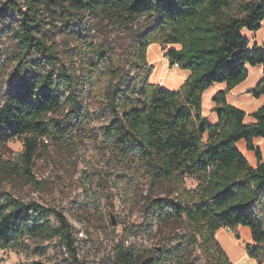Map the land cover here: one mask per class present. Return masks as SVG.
Segmentation results:
<instances>
[{"label":"trees","instance_id":"1","mask_svg":"<svg viewBox=\"0 0 264 264\" xmlns=\"http://www.w3.org/2000/svg\"><path fill=\"white\" fill-rule=\"evenodd\" d=\"M62 8L74 13L98 11L121 14L131 23L144 17L155 25L132 36L128 49L115 42L97 47L78 44L84 72L58 66L56 46L36 35V0L23 11L18 0H5L0 24L9 13H19L16 33L21 47L17 67L20 79L0 107V144L18 139L23 144L17 170L37 184L33 173L41 140L67 139L82 128L87 116L78 94L84 83L88 93L105 103L109 122L102 127L110 151L108 162L123 179L145 172L153 190L171 185V197L148 199L143 208L145 223L178 222L187 226L177 233L172 249L149 256L131 246L119 245L112 264H193L189 250L197 248L205 264H233L217 240L221 229L247 227L252 243L247 255L264 264V158L254 145L264 139V106L251 114L228 102V94L249 77L250 67H263V77L251 91L264 95V49L250 42L243 32H258L264 23V0H64ZM170 47L171 67L190 73L181 88L168 90L151 83L154 67L148 62L151 45ZM31 68L33 75L27 76ZM217 84L227 88L212 98L215 124L203 112V96ZM64 119L55 116L64 107ZM244 140L256 153L252 167L238 148ZM13 166V165H12ZM2 166L0 165V170ZM189 179L198 182L195 189ZM239 239V235H236ZM59 240L73 264L78 258L74 227L65 213L38 201H24L0 191V247L28 252L33 246ZM33 264H45L34 262Z\"/></svg>","mask_w":264,"mask_h":264},{"label":"rangeland","instance_id":"2","mask_svg":"<svg viewBox=\"0 0 264 264\" xmlns=\"http://www.w3.org/2000/svg\"><path fill=\"white\" fill-rule=\"evenodd\" d=\"M18 1L21 9L26 11L29 7L28 0ZM36 1V35L48 45L56 46L60 57L58 66H65L78 74L84 72L78 44L84 43L88 46V43L92 42L97 47H109L115 42H120L128 49L132 36L155 25V21L148 17L131 23L124 20L121 14L98 11L95 14L74 13V28L71 29L73 18L64 12L62 6H67L64 0ZM4 3L5 0H0V8ZM19 25L18 12L9 13L6 20L0 24V107L5 104L20 79L17 67L22 50L16 36ZM248 33L249 31L245 30L243 35L247 37ZM257 35L260 38H253L251 45L264 47V24ZM169 48L158 44L150 47L147 58L149 64L154 67L151 83L164 84L167 89L176 91L181 77L177 79L169 76V73L174 75L169 72L171 70L180 73L177 68L173 69L166 62V51ZM26 74L30 76L34 72L29 68ZM255 74L251 73L246 86H256L259 79ZM78 94L87 116L86 122L80 130L73 132L65 140H41L33 168L37 184L27 181L17 170V156L23 150L22 142L15 139L0 144V191L9 192L24 201H38L62 210L74 227L81 264H112L114 251L121 244L131 246L149 256H153L157 250L163 253L172 249L175 245V235H186V224L156 223L152 230H148L143 212L148 199L171 197V185L165 183L160 189L153 190L145 172L123 179L111 169L108 162L110 151L102 133V127L110 120L104 110L105 103L88 93L86 83L80 87ZM63 100V109L55 115L60 119H64L69 111L67 95L63 94ZM244 106L240 107L244 111H256L259 108V105L252 103ZM203 109L209 116V105L205 98ZM209 121L215 124L216 115L210 116ZM240 148L250 163L257 160L256 153L249 151L244 141ZM261 150L264 154V146ZM187 185L190 189H195L198 182L189 179ZM236 235L240 238L237 239ZM217 240L231 262L237 264L247 255L242 245L249 244L248 241L252 243V236L249 228L242 227L233 234L219 230ZM26 241L33 246L28 252L0 247V264H73L59 240L41 244L43 253L38 249V240ZM189 260L193 264H205L197 248L189 250ZM165 264L177 263L174 259H167Z\"/></svg>","mask_w":264,"mask_h":264},{"label":"crops","instance_id":"3","mask_svg":"<svg viewBox=\"0 0 264 264\" xmlns=\"http://www.w3.org/2000/svg\"><path fill=\"white\" fill-rule=\"evenodd\" d=\"M264 24V23H263ZM260 31V30H259ZM258 31V32H259ZM258 32H250L249 31V33L247 34V37H245L249 42H250V49H253L256 45L254 44V45H251V40L254 38V39H258V38H260L257 34H258ZM151 46H153V45H151ZM150 46V47H151ZM258 46V45H257ZM150 47H149V49H150ZM259 48H262V49H264V47H261V46H258ZM149 49H148V51H149ZM167 58V57H166ZM167 63H168V65L170 64L169 63V61L167 60L166 61ZM173 69H178L179 71H180V73L182 74V75H180V73L179 72H177V70H171V71H169V72H173V74L174 75H172L171 73H169V76H171L172 78H179V77H181V79H179V84L177 85V90H179L180 88H181V86L184 84V82L186 81V79L189 77V75H190V73L188 72V71H183V70H180L178 67H176V66H174V67H172ZM174 71H176V72H174ZM251 73H256L255 75H256V77H257V79H259L258 80V83L256 84V86L259 84V82L261 81V79H262V77H263V67L262 66H257V67H250L249 68V77H250V75H251ZM176 76V77H175ZM249 77L247 78V80L249 79ZM247 80L246 81H244L243 83H241L240 85H238L237 87H235L232 91H230V93L228 94V97H227V99H228V102H229V104H231V105H233V106H235V107H237V108H239V109H241L240 107H242V105H245V106H248V104L249 103H252V104H257V105H259V108L258 109H260L262 106H264V95L263 96H261L260 98H255L254 96H253V94L251 93V91H253L255 88H256V86L253 88V87H251V86H246L245 84H246V82H247ZM162 87H164V88H166L165 86H164V84H160ZM227 88V85L226 84H217V85H214L212 88H210L207 92H205V94H204V96H203V98H205L206 100H207V102H208V105H209V110H210V115L209 116H207L208 114H206V112L204 111V109H203V112H204V115L205 116H207L208 117V119H209V117L210 116H214L215 114L212 112V109H213V102H212V98L214 97V95L217 93V92H219V91H221V90H225ZM167 89V88H166ZM168 90H169V88H168ZM176 90V91H177ZM210 100H211V103H209L210 102ZM244 106V107H245ZM257 109V110H258ZM241 110H243V109H241ZM256 110V111H257ZM244 111V110H243ZM256 111H253V110H247V111H245L246 113H247V118H246V122L247 123H251L252 122V119H251V117H250V115L251 114H253V113H255ZM249 118V119H248ZM249 120V121H248ZM216 121H217V117H216ZM244 140H242V141H240L239 143H238V148H239V150L241 151V148H240V144L243 142ZM259 142V143H256V142ZM245 142V141H244ZM245 144H246V147H247V143L245 142ZM254 145H255V147L257 148V149H259L260 151H261V153H262V156H263V158H264V154H263V152H262V150H261V147L262 146H264V139H262V138H255L254 139ZM242 152V151H241ZM243 153V155L247 158V160H248V157L246 156V154L244 153V152H242ZM248 162H249V164L252 166V167H256L257 166V164H258V161L256 160V161H254V163H250V161L248 160ZM242 229V227H240V228H238V229H236V232L237 231H240ZM221 230H225L224 228L223 229H221ZM217 238H218V233H217ZM237 242H239L238 240H237ZM247 243H251V241H248ZM243 247H244V249H245V244H243L242 245ZM246 250V249H245ZM234 264V263H233ZM237 264H258V262L257 261H255V260H253V259H250L247 255H245L244 256V258L241 260V261H239Z\"/></svg>","mask_w":264,"mask_h":264},{"label":"built area","instance_id":"4","mask_svg":"<svg viewBox=\"0 0 264 264\" xmlns=\"http://www.w3.org/2000/svg\"><path fill=\"white\" fill-rule=\"evenodd\" d=\"M168 59V58H167ZM176 67H178V65H176ZM225 230L230 233V234H233L234 232H236L234 229L232 228H225Z\"/></svg>","mask_w":264,"mask_h":264}]
</instances>
